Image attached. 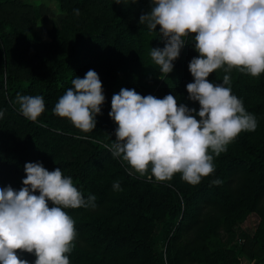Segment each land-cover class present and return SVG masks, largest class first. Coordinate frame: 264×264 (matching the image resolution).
I'll return each mask as SVG.
<instances>
[{
  "label": "trees",
  "instance_id": "obj_1",
  "mask_svg": "<svg viewBox=\"0 0 264 264\" xmlns=\"http://www.w3.org/2000/svg\"><path fill=\"white\" fill-rule=\"evenodd\" d=\"M57 1L65 13L60 24L38 33L37 10L25 11L22 22L17 21L2 15L9 1L0 0V110L4 112L0 187L19 190L24 164L42 162L47 170L59 167L64 176L72 177L85 199L95 197V208L63 209L74 220L77 233L67 254L70 264H242L245 255L250 264H264V73L252 77L235 68L228 73L221 68L208 77L213 84H222L223 76L229 75L230 83L224 86L257 120L255 131L241 132L219 156L210 151L213 173L197 185L182 180L180 173L162 182L151 177L150 170L141 177L106 147L115 140L118 127L108 115L111 98L128 88L142 96L172 94L178 103L199 110L186 90L193 82L188 64L198 56L192 36L174 61L173 71L161 74L150 50L163 48L164 42L158 32L150 33L138 23L140 15L150 10L149 0ZM74 9L80 10L78 16ZM89 69L102 81L106 100L96 128L84 133L55 115L53 108L72 87L71 81L83 78ZM17 94L44 97L45 111L38 122L21 114ZM116 181L122 190H113ZM251 212L260 219L254 234L245 235L250 246L245 249L232 239L236 224ZM162 220L166 243L155 234ZM188 231L195 232L194 237L176 245ZM220 233L228 242L208 253L205 241ZM18 255L29 264L36 259L34 254Z\"/></svg>",
  "mask_w": 264,
  "mask_h": 264
},
{
  "label": "clouds",
  "instance_id": "obj_2",
  "mask_svg": "<svg viewBox=\"0 0 264 264\" xmlns=\"http://www.w3.org/2000/svg\"><path fill=\"white\" fill-rule=\"evenodd\" d=\"M149 2L150 10L140 15L138 23L150 33L158 32L164 42L163 48L150 50L161 74L173 71L174 61L192 36L198 56L188 64L193 82L186 90L188 99L200 107L178 103L172 94L157 98L121 88L113 94L108 113L118 126L116 138L106 147L141 177L150 170L151 177L162 182L180 173L182 180L197 185L214 172L210 151L219 156L241 132L256 130L255 115L224 86L230 76L224 75L222 84H213L208 77L221 68L226 73L235 68L252 77L264 73V0ZM74 12L80 14L79 9ZM71 84L53 113L67 118L81 132H91L96 117L103 114L102 81L89 69ZM16 100L21 114L38 122L45 111L44 97L17 94ZM3 115L0 110V118ZM23 168L19 190L11 185L0 187V264H29L18 253L34 254L33 264H70L67 254L77 233L74 220L63 209L95 208V197L85 199L72 177L64 176L59 167L49 171L42 162H26ZM112 188L122 190L119 181Z\"/></svg>",
  "mask_w": 264,
  "mask_h": 264
},
{
  "label": "rangeland",
  "instance_id": "obj_3",
  "mask_svg": "<svg viewBox=\"0 0 264 264\" xmlns=\"http://www.w3.org/2000/svg\"><path fill=\"white\" fill-rule=\"evenodd\" d=\"M9 2L5 5L2 15L5 17H12L17 21L22 22V14L31 9H35L39 13V17L35 21V31L40 33L43 29L49 28L53 25H59L61 19L64 17L65 13L61 9L59 2L57 0H8ZM262 208L264 209V198L262 202ZM259 215L255 212H251L244 219L239 221L234 227V237L232 242L244 247L245 249H250L249 241L246 240L245 235H253L256 226L259 222ZM165 220L159 221L155 228V234L158 236L159 241L166 243L168 241L165 238L166 225ZM195 232H183L177 241L176 245H184L191 240L190 237H194ZM190 238V239H189ZM228 242L226 235L220 233L218 236L209 235L205 241V246L208 249V253L223 247V245ZM231 243V240H230ZM164 247V246H163ZM162 247V248H163ZM165 248V247H164ZM205 259V258H204ZM252 263L248 256L242 258V264ZM193 264H202V262H197Z\"/></svg>",
  "mask_w": 264,
  "mask_h": 264
}]
</instances>
